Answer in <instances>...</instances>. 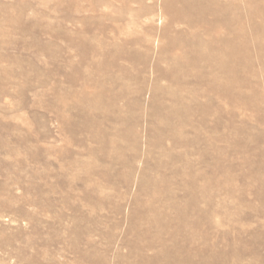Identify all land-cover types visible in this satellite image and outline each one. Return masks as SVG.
Segmentation results:
<instances>
[{"label":"rangeland","instance_id":"rangeland-1","mask_svg":"<svg viewBox=\"0 0 264 264\" xmlns=\"http://www.w3.org/2000/svg\"><path fill=\"white\" fill-rule=\"evenodd\" d=\"M0 264H264V0H0Z\"/></svg>","mask_w":264,"mask_h":264}]
</instances>
